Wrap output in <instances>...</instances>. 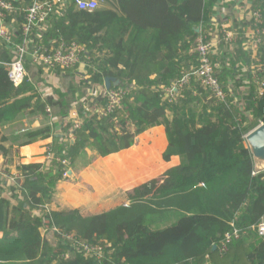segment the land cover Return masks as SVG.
I'll list each match as a JSON object with an SVG mask.
<instances>
[{"label": "trees", "instance_id": "16d2710c", "mask_svg": "<svg viewBox=\"0 0 264 264\" xmlns=\"http://www.w3.org/2000/svg\"><path fill=\"white\" fill-rule=\"evenodd\" d=\"M32 1L13 0L19 11L6 17L19 37L25 16L21 10ZM221 1L116 0L118 9L97 6L87 12L77 10L70 0L62 14L52 17L47 31L40 32V39L33 35L31 39L45 46H82L89 63L84 70H54L60 84L57 97L43 100L27 80L18 88L12 85L4 65L14 56L0 45V127L22 123L25 116L43 118L40 128L23 134L18 130L14 145L20 148L52 138L47 151L54 155L49 165L17 166L23 178L16 181L19 188L0 184V264H264V236L250 229L264 220V172H254L244 139L250 132L249 116L264 124V88L256 95L257 85L255 90L242 84L235 58L228 67L225 55L214 52L209 59L218 66L214 77L226 95L224 102H205L208 94L193 78L179 87L175 103L162 99L165 90L175 88L200 66L197 41L210 40L212 19L226 10L217 20L225 24L232 16L227 6L244 5L246 0H230L224 6ZM247 2L248 11L260 9L258 24H264L262 0ZM243 22L249 28L256 25L253 19L233 22L238 31L235 53L248 66L250 56L239 50L245 39ZM260 36L256 78L264 84V34ZM224 45L220 42V47ZM25 68L30 73L28 57ZM41 74L39 67L33 75ZM106 78L119 81L110 89L126 92L119 108L109 113L104 95L88 96L93 87L105 89ZM46 107L56 117L51 126ZM71 112L82 121L78 129H72L68 120ZM157 126L165 128L168 142L163 160L179 157V166L127 193V206L89 218L76 211L50 209L45 214L43 207L51 203L56 184L67 180L57 159L71 169L86 149L94 158L105 157L134 146L141 133ZM0 151L7 152L2 147ZM7 194L22 199L13 205L3 197ZM52 225L58 234L50 241L40 231H49ZM231 225L243 232L221 251ZM72 241L99 247L102 258L84 257Z\"/></svg>", "mask_w": 264, "mask_h": 264}, {"label": "built area", "instance_id": "2783aa9c", "mask_svg": "<svg viewBox=\"0 0 264 264\" xmlns=\"http://www.w3.org/2000/svg\"><path fill=\"white\" fill-rule=\"evenodd\" d=\"M69 1L33 0L30 6H28L26 9L21 10L25 16L24 22L21 25V34L19 37L13 27V23L9 22L6 19V17L10 15L13 16L19 10L14 7L13 0H0V45H2L4 49L8 50L14 56V59L10 63L4 65L7 70L8 79L15 88L20 87L24 80L31 82L33 88L42 100L50 97V80L54 79V76L52 74L54 70L58 69L61 71H68L75 68L84 70V67H86V65L89 63L88 59L84 56L86 51L82 46H78L75 44L66 45L64 43H60L59 46H54L52 44H48L45 46L43 45V43L39 45L33 44V41L31 39V36L33 35L35 39L39 40L40 32L45 33L47 31L50 21L54 17L62 14V11L67 8V4ZM72 1L75 3L76 9L79 11L93 12L98 6L97 2L94 0ZM262 3L264 4V0H262ZM240 5L241 4L238 2L235 4V6ZM259 11L260 9L253 12L254 18H252L254 22L260 20V17L258 15ZM236 12L241 13L240 9ZM249 19H251V17H249ZM239 20L240 19L238 18L237 21ZM223 25L224 23L220 25L218 39L219 42H223L227 45L234 39V37L238 35V31L234 30L233 28L223 27ZM255 25L256 23H254V26ZM212 33L213 29L211 27L208 34L210 38L208 42H205V37H200L198 39L195 52L199 57L200 66L193 72L185 75L182 81L177 86L182 87L184 85H187L191 78H193L197 83H199L201 88L210 92L211 96H213L220 102H224L226 95L222 91V88L217 79L214 77V70L218 66L216 63H212L209 59V55L214 54L213 48L215 46V43L211 40ZM260 34H264V29H262L261 31H254V28L248 27L246 31H244V37L253 42L254 48L258 47L260 44L261 39L260 37H258V35ZM29 47H31V50H29ZM27 57L30 59L31 67L34 72H37V69L39 67L42 68L41 75L43 77V82L41 85L37 84L36 82L38 75L31 76V73L27 72L25 68V60ZM251 57H253L252 54ZM256 57L254 59H256ZM256 85L258 86V92L256 95L260 96L262 95L264 84L263 82L258 83L256 80ZM100 89L102 90V94ZM170 91L175 92L176 89L173 88ZM125 93L126 92L120 88L105 90L101 87H93L92 90L88 92V96H90L92 99H95L99 95H104L107 99L108 104L106 106V112L109 113L112 109L119 108L120 100L125 95ZM174 99L175 98H173V96L169 97V101H173ZM45 112L48 118V124L50 126L53 125V123L56 121V117L52 115L49 107H46ZM68 120L72 125V129H78L80 124L82 123L75 112H71L69 114ZM27 130L28 128H22L19 133L23 134ZM70 140H72V138H70ZM53 159L54 155L47 151L46 148V165H49ZM57 161L65 167L63 178L68 179V171H70V169L67 166V162L60 161L59 159H57ZM0 175L2 177H7L6 173H4L3 171L0 172ZM22 179L23 178L20 172L16 171L14 175L8 176L7 181L9 182L10 186L19 188V185L16 183V181H22ZM43 209L45 214H49L50 210L48 208V205H45ZM231 227L232 232L225 234L223 238V246L221 248V251H225L230 241L233 239H238L240 234L243 232L242 230L236 229L233 225H231ZM250 229L255 230L259 237H263L264 220H260V222L256 226H252L250 227ZM42 232L43 234H47V236L49 237L58 234V230L54 225L51 226V229L49 231H45V228H43ZM63 238L69 241L72 240L71 235H64ZM72 247L80 251L84 257H92L98 260L102 258L101 249L99 247H91L77 241H72Z\"/></svg>", "mask_w": 264, "mask_h": 264}, {"label": "crops", "instance_id": "0c3cea01", "mask_svg": "<svg viewBox=\"0 0 264 264\" xmlns=\"http://www.w3.org/2000/svg\"><path fill=\"white\" fill-rule=\"evenodd\" d=\"M94 1L97 2L98 8L105 9L116 8L118 4L116 0H109L108 4L103 0ZM217 15L216 20L219 17L223 18L222 13ZM239 15L240 13L234 15L236 20ZM43 123V118L39 116H25L22 123L5 124L0 127L2 137L0 147L7 151L4 155L0 151V172L3 171L7 175V177L0 175V184L4 182L10 186L7 178L15 174L18 165L45 163V151L50 146L52 138L39 139L20 148L14 145L18 130L37 129L42 127ZM68 141L71 143L70 139ZM167 143L165 128L157 126L141 133L134 146L105 157L94 158L93 152L86 149L73 170L68 171V179L56 184V192L48 204L49 210L76 211L81 217L89 218L120 206H127L129 202L127 193L163 177L167 171L179 166V157H171L167 162L163 160ZM137 156H141L140 160L136 159ZM3 197L9 198L13 205L22 199L19 195L16 198H11L8 194ZM35 214L38 215L37 212ZM40 233L44 235L42 230ZM1 238L0 233V241Z\"/></svg>", "mask_w": 264, "mask_h": 264}, {"label": "rangeland", "instance_id": "374dc122", "mask_svg": "<svg viewBox=\"0 0 264 264\" xmlns=\"http://www.w3.org/2000/svg\"><path fill=\"white\" fill-rule=\"evenodd\" d=\"M229 1L230 0H222L221 2L223 4V6H224V2H229ZM247 1H250V0L244 1V5H246V6H244L242 4L240 6H235V5H233V3H230V5H231L230 7L227 6L228 11L232 12V16H231L230 19H228V21L225 22L223 27L234 28L233 22L237 21V20L233 16V11H234V15L235 14H239L238 12H236L239 9L241 11V13L239 15V19L240 20L242 19V20H245V21H250L251 19L254 18L253 17V12L247 10L249 8V6H250ZM227 13L228 12L226 10L222 11V15L223 16L226 15ZM258 15H259V17L262 16V12L259 11ZM249 17H251V19H249ZM243 23H244V26L241 27V28L244 29L243 31H246V29L248 28L247 24L245 22H243ZM255 23H256V26L254 27V31H256V30L261 31L262 29H264V24H258V21H255ZM210 24H211L212 29H213L211 40H212V42L215 43V46L213 48V53L214 52H218V53H222L223 55H225V57H226L225 65H227L228 67L231 66L230 58L234 57L235 58V68L236 69L237 68L240 69V73L239 74H240V77H241L242 84L243 85H247V87H250V88L254 86V89L256 90L257 65L255 63V59L254 58L258 55V50H259L260 46L254 48L253 47V42L251 40L247 39V38L243 39V41L241 42V45H239V50L242 53H244L246 56L247 55L250 56V63L247 66L246 64L242 63V58L238 54L235 53L237 51V50H235L236 49L235 44L237 43V41L235 43H233V42H234L235 39L237 40V37H234V39L229 44L224 45L223 47H220V42H219V39H218V33H219V29H220V24L217 23L216 18H213ZM258 37H261V36L258 35ZM261 41H262V39L260 40V42ZM251 54L253 55V57H251ZM30 71H31V76H32L33 73H36V72L33 71V69L30 70ZM36 82H37V84L41 85L42 82H43V77L40 75V77L37 79ZM249 84H251V85H249ZM59 85L60 84H59L58 79L50 80V87H51L50 97H54V96L57 97L55 95V92L57 91V88L60 87ZM173 87H175L176 91L175 92L174 91H170V89L169 90H165V92H164L165 98H162L163 101H167L169 104L175 103L176 98H177V93H178L177 91L180 89L178 86H173ZM202 90H203V88H202ZM242 90H243V88H242ZM247 90H245V91H247ZM204 91H205V89H204ZM222 91H223V89H222ZM205 92H207V94H208V97L204 100L205 102H207L208 100L215 99L213 96L210 95V92H208L207 90ZM101 94H102V90H101ZM170 96H173V98H175V99L173 101H169V97ZM215 100H217V99H215ZM191 109L193 110V108H191ZM185 112L187 114L189 112V110H185ZM259 124H260L259 121L256 122L255 119H253L252 117L249 116V121L246 123V127L248 129H250L249 131H252L254 128L259 126ZM180 163H181V161H180ZM72 169L73 168L71 167L70 170H72ZM162 183H163V180H160L159 184H162ZM43 238L49 239L50 241H53V240H51L52 237L47 236V234L43 235Z\"/></svg>", "mask_w": 264, "mask_h": 264}, {"label": "water", "instance_id": "95a60500", "mask_svg": "<svg viewBox=\"0 0 264 264\" xmlns=\"http://www.w3.org/2000/svg\"><path fill=\"white\" fill-rule=\"evenodd\" d=\"M199 33V29L195 30ZM105 90L119 85V81L106 78L104 80ZM56 138H61V135H55ZM246 147L251 155L253 162V170L256 173L264 172V124L260 123L259 126L254 128L245 136ZM214 249V248H213Z\"/></svg>", "mask_w": 264, "mask_h": 264}]
</instances>
